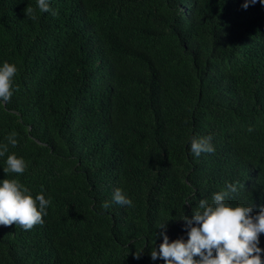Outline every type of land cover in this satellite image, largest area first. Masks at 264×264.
<instances>
[{"label":"trees","instance_id":"trees-1","mask_svg":"<svg viewBox=\"0 0 264 264\" xmlns=\"http://www.w3.org/2000/svg\"><path fill=\"white\" fill-rule=\"evenodd\" d=\"M243 4L0 0V62L18 66L0 142L16 132L27 163L0 157V179L51 199L43 224L0 225V264H164L157 226L186 239L200 198L238 182L231 203L264 206V4ZM209 135L216 151L195 157Z\"/></svg>","mask_w":264,"mask_h":264},{"label":"clouds","instance_id":"clouds-1","mask_svg":"<svg viewBox=\"0 0 264 264\" xmlns=\"http://www.w3.org/2000/svg\"><path fill=\"white\" fill-rule=\"evenodd\" d=\"M256 2L244 0L243 7ZM259 2L264 4V0ZM36 3L42 12L52 11L53 15L56 14L51 9L50 0H36ZM32 11L28 9L26 13ZM17 72L15 62H0V104L11 100ZM6 141L0 142V157H5L3 170L6 173H24L27 167L25 159L9 151V145L18 144L16 132L9 133ZM189 151L199 157L201 153H214L216 148L210 135L193 136L189 141ZM237 191L238 182H228L210 199L200 198L198 207L192 209L193 215H181L179 218L185 221L187 229L186 239L180 236L170 240L166 231L170 219L160 223L157 228L161 229L159 235L163 239L158 248L155 245L152 247L151 259L156 261L162 258L164 264H264L261 255L264 248L260 246L259 239L260 234L264 233V206L254 212L252 205L231 203L228 197ZM112 201L123 206H135L133 199L120 187L115 188ZM50 203L51 199L46 198L43 191L34 196L18 176L0 179V225L15 222L25 230L32 229L34 225L44 223ZM103 207L108 208L110 204L105 202Z\"/></svg>","mask_w":264,"mask_h":264}]
</instances>
